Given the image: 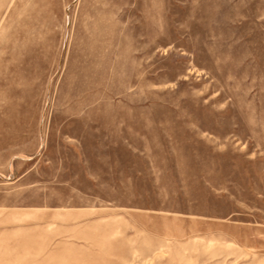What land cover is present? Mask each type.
<instances>
[{"label": "rangeland", "instance_id": "rangeland-1", "mask_svg": "<svg viewBox=\"0 0 264 264\" xmlns=\"http://www.w3.org/2000/svg\"><path fill=\"white\" fill-rule=\"evenodd\" d=\"M0 264H264V0H0Z\"/></svg>", "mask_w": 264, "mask_h": 264}]
</instances>
